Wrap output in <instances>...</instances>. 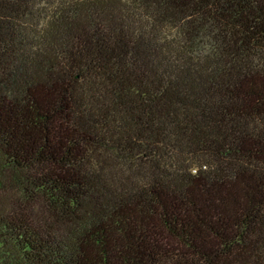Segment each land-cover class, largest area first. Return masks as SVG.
Returning a JSON list of instances; mask_svg holds the SVG:
<instances>
[{
    "label": "trees",
    "instance_id": "16d2710c",
    "mask_svg": "<svg viewBox=\"0 0 264 264\" xmlns=\"http://www.w3.org/2000/svg\"><path fill=\"white\" fill-rule=\"evenodd\" d=\"M0 264H264V0H0Z\"/></svg>",
    "mask_w": 264,
    "mask_h": 264
}]
</instances>
